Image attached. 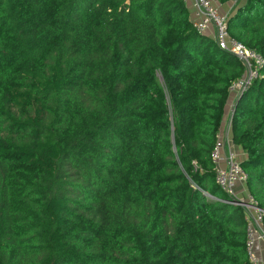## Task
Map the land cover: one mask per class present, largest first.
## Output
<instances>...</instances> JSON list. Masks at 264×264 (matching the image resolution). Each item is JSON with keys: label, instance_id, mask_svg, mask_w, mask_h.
<instances>
[{"label": "trees", "instance_id": "16d2710c", "mask_svg": "<svg viewBox=\"0 0 264 264\" xmlns=\"http://www.w3.org/2000/svg\"><path fill=\"white\" fill-rule=\"evenodd\" d=\"M228 19L264 57V0ZM245 72L185 0H0V264H251L211 156ZM231 127L264 208V67Z\"/></svg>", "mask_w": 264, "mask_h": 264}, {"label": "built area", "instance_id": "2783aa9c", "mask_svg": "<svg viewBox=\"0 0 264 264\" xmlns=\"http://www.w3.org/2000/svg\"><path fill=\"white\" fill-rule=\"evenodd\" d=\"M192 21L199 33L208 34L221 49L238 56L243 61L246 67L245 75L230 87L231 95L237 98L260 77V70L264 67V57L231 36L229 19L219 10L215 0H195ZM211 156L216 170V183L231 197V200L223 201L242 207L247 216L246 250L249 260L251 264H263V259L257 254L255 247L257 241L264 242V208L259 206L248 191H245L246 193L237 191L239 184L243 183L246 186L247 177L239 154L232 146L225 151L218 141Z\"/></svg>", "mask_w": 264, "mask_h": 264}, {"label": "crops", "instance_id": "0c3cea01", "mask_svg": "<svg viewBox=\"0 0 264 264\" xmlns=\"http://www.w3.org/2000/svg\"><path fill=\"white\" fill-rule=\"evenodd\" d=\"M185 1H186L188 10H189L190 18L193 19L194 12H195V0H185ZM229 2L230 1H228L226 3H229ZM215 3L218 7L219 6L222 7V5L226 4V3L220 4L217 0H215ZM224 7L222 8L223 9L222 11H224ZM236 9L233 10V14L236 12ZM224 13H226V12L224 11ZM228 18H229V16H228ZM236 100H237L236 96L230 95L228 103H227V108H226V112H227L226 117L223 121L221 130H220L219 143L222 144L225 151H227L230 146L234 147L235 150L237 151V153L239 154L240 159L243 160L246 157V153L243 151V149L240 146L235 145L232 141L231 119H232L233 110H234ZM230 144H232V145H230ZM222 166L224 167L225 164H223ZM255 249H256L257 254L260 255V257L263 259V264H264V242L263 241H257Z\"/></svg>", "mask_w": 264, "mask_h": 264}, {"label": "rangeland", "instance_id": "374dc122", "mask_svg": "<svg viewBox=\"0 0 264 264\" xmlns=\"http://www.w3.org/2000/svg\"><path fill=\"white\" fill-rule=\"evenodd\" d=\"M238 3H239V0H232V1H230L229 3H226V4H224V5H222V7H218L219 8V10L224 14V15H226V17H231V15L233 14V10H235L236 8H237V5H238ZM221 4V3H220ZM226 8H225V7ZM224 7V11L226 12V13H224V11H222L223 8ZM232 13V14H231ZM234 148V147H233ZM247 189H246V187H245V184H239V186H238V189H237V191L239 192V193H246L245 191H246Z\"/></svg>", "mask_w": 264, "mask_h": 264}]
</instances>
